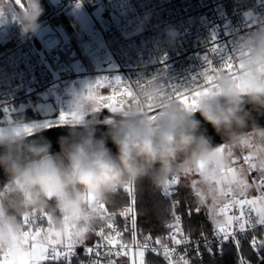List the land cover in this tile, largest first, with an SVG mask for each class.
I'll list each match as a JSON object with an SVG mask.
<instances>
[{
    "label": "built area",
    "instance_id": "1",
    "mask_svg": "<svg viewBox=\"0 0 264 264\" xmlns=\"http://www.w3.org/2000/svg\"><path fill=\"white\" fill-rule=\"evenodd\" d=\"M41 5V27L24 39L19 37L11 13L0 16V125L18 122L16 112L45 99L55 102L56 114H72L69 93L76 89L87 92L98 80L112 82L96 89L100 96L114 95L125 84L132 85L136 93L138 85L153 77L159 79L165 93L175 90L190 95L187 90H196L197 84L210 86L207 76L214 73L208 61L212 67H222L226 59H236L242 37L264 30V0H41ZM145 14L149 19L139 24ZM170 27L175 30L171 39L166 33ZM117 77L123 81L119 85L114 81ZM134 103L132 97H126L123 106L126 109ZM245 156L251 157L248 161L243 158L248 188L238 193L236 187L224 189L221 184L223 204L229 206L228 215L237 217L241 214L237 200L255 199L256 204L243 206V218L234 221L230 233L213 226L207 232L186 234L173 182L179 176H170L160 184L169 201L170 217L162 236L139 237L133 181L122 188L127 202L116 209L106 208L100 223L85 236H55L49 231L47 217L38 219L44 213L31 214L25 227L34 239L29 238L25 251H32L31 244L37 250L47 249L49 259L39 264H124L126 258L131 264H150V252L166 264H193L192 252L198 258L215 257L223 253L226 242L239 249L248 241L259 260L264 256V215L260 212L264 208V185L260 183L264 173L250 151ZM128 208L132 212L121 215ZM177 217L182 229L179 234L173 227ZM33 219L36 223H31ZM108 224L114 227L109 229ZM101 231L104 236L98 235ZM174 234L180 243L172 239ZM68 244L73 245L68 255L52 259L53 249L68 252ZM9 257L0 251V259ZM237 264L246 262L240 256Z\"/></svg>",
    "mask_w": 264,
    "mask_h": 264
},
{
    "label": "clouds",
    "instance_id": "2",
    "mask_svg": "<svg viewBox=\"0 0 264 264\" xmlns=\"http://www.w3.org/2000/svg\"><path fill=\"white\" fill-rule=\"evenodd\" d=\"M5 12L11 13L21 39L41 27V0H0V16ZM147 19L149 14L138 23ZM174 31L166 30L169 39ZM236 60L243 64L239 74H217L215 88L197 98L194 110L177 102L174 90L165 93L159 79L151 78L137 88L138 103L122 111L115 122L102 121L107 131L99 137L95 127L99 105L89 90L71 91L68 106L77 116L92 114V119L61 138L57 153L43 138L28 140L14 131L0 132V169L6 176L0 185V251L12 256L25 253L24 217L33 213L50 217L49 231L55 236L87 235L102 220L113 195L143 176L163 184L203 162L197 177L203 194H222L217 183L234 188L237 181L222 170L237 152L250 151L257 165L264 163V126L246 107L264 110V30L240 39ZM196 112L221 136L222 152L221 145H213L200 130ZM109 140L115 153L107 146Z\"/></svg>",
    "mask_w": 264,
    "mask_h": 264
},
{
    "label": "trees",
    "instance_id": "3",
    "mask_svg": "<svg viewBox=\"0 0 264 264\" xmlns=\"http://www.w3.org/2000/svg\"><path fill=\"white\" fill-rule=\"evenodd\" d=\"M32 108L25 111L26 119L41 117L33 113ZM245 151L237 152L233 158L243 160ZM136 182L135 207L137 212V228L139 237L144 238L149 234L162 236L166 231V222L169 220V201L165 197L160 187L151 176H143ZM175 196L178 200V211L182 214L183 230L186 234L196 235L209 231L214 224L207 215L206 209L200 206L198 197L190 182L179 175L178 182L175 183ZM128 200L126 192L120 189L113 195L112 203L107 206L109 209H116ZM193 264H237L240 256L246 264H255V250L250 248L249 242L245 241L241 248L237 249L231 242L224 244L223 253L219 256L198 258L196 253H191ZM150 264H166L167 262L160 256L148 253Z\"/></svg>",
    "mask_w": 264,
    "mask_h": 264
},
{
    "label": "snow or ice",
    "instance_id": "4",
    "mask_svg": "<svg viewBox=\"0 0 264 264\" xmlns=\"http://www.w3.org/2000/svg\"><path fill=\"white\" fill-rule=\"evenodd\" d=\"M17 3H20V0H17ZM209 64V68H211L212 73H214V75H209L207 76V84L210 86H204L201 83L196 85V90H187L188 92H190V95L182 93L181 91H175L174 90V94H175V99L179 101V103L187 106L190 110H194L197 104V98L200 97L203 94H206L207 92H209L210 90H212L213 88H215V79L217 74L223 72V73H228V74H232L234 76H237L239 74V72L243 69V64L239 63L236 59H232V58H228L226 59L223 63H222V67H212L211 61H208ZM115 83L117 85L121 84L123 81L117 77L115 80ZM112 82H106V81H97L94 85H90L89 86V97L94 100L98 105H101L103 108H108L113 112H122L125 110V107L123 106V102L124 99L126 97H132L135 103H138V98H136V93L133 91V86L130 84H125L124 87L122 89H118L114 95H109V96H100L98 94H96V89L97 88H103L105 86H107L108 84H111ZM143 85H138V87H142ZM115 101V103H113ZM120 105V106H117ZM151 110V109H150ZM71 117L74 119H79V116H77L75 113L71 114ZM66 116L64 113H61L60 116V121L64 122ZM23 132L25 133H30L31 132V128L27 125L23 126ZM224 145H221L218 149V151H223L224 150ZM244 159L246 161L251 160L250 156H245ZM203 167V162H200L197 166H196V170L199 171L201 168ZM232 174L233 179H236V170L234 168H227L226 170L223 169L222 170V174L227 176V174ZM173 182H178V178H176ZM238 183L242 184V181H239ZM260 183L262 185H264V179L260 180ZM237 204H239L241 206V214L239 217L235 216V215H227V212L229 210V206L228 205H224V208L221 209V214L226 215V220L223 224L218 225L217 230L221 233H230L229 229L232 227L234 221L242 219L243 218V206L244 205H255L256 204V200H245V199H239L236 201ZM102 208H104L103 205H101ZM104 212H107V209L104 208ZM132 212L131 208H128L125 212L121 213V215L127 216ZM260 212L262 215H264V208L260 209ZM47 217L49 223H50V217L47 216L46 213L43 214V216L38 217V219H43ZM177 223L176 225H174L173 227L175 228V232L176 234H179L182 232V229L180 227V221L179 218L177 217L176 219ZM262 222H264V220H261ZM30 223V219L29 216L26 215L24 217V224L28 225ZM31 223H36V219H33L31 221ZM132 224L133 227L135 226V220L134 217L132 219ZM107 227L109 229H112L114 227V225L112 224H108ZM39 229H37V234H39ZM98 235L100 236H104V232L101 231L98 233ZM25 236V243L26 245H29V238L32 237V233L30 231H26L24 233ZM34 239V237H32ZM107 239V238H106ZM172 239L175 241V243H180L181 240L176 238V235L174 234ZM108 242L110 244H115L116 241L114 240H108ZM50 243H52L53 245L58 244L59 241H51ZM67 248L69 249L68 252L65 253H60L55 251V249H53L54 255L52 257V259H58L61 255L66 256L68 255V253L72 250L73 245L68 244ZM31 252H25L23 255L21 256H12L9 253H5V256H12L13 259L9 260V259H0V264H39L40 261L49 259V257L46 255L47 249L41 248L39 250H37V246L35 244H31ZM89 251L91 252L92 249L89 248ZM142 255V253H141Z\"/></svg>",
    "mask_w": 264,
    "mask_h": 264
},
{
    "label": "water",
    "instance_id": "5",
    "mask_svg": "<svg viewBox=\"0 0 264 264\" xmlns=\"http://www.w3.org/2000/svg\"><path fill=\"white\" fill-rule=\"evenodd\" d=\"M247 109L251 113L252 119L255 120L261 126H264V110L257 112L252 105H246ZM102 116L104 120L110 118L111 122H114L120 118L121 113L113 112L107 108H101L96 113V118ZM61 114H54L46 117H39L29 120H22L14 122L12 124H3L0 125V132L4 131H14L15 135L23 134L28 140H39L40 138L45 139L51 145V152L57 153L60 151L61 138L67 137L71 129L80 130L83 121L91 120L92 114H86L79 119H74L71 117V114H65L66 118L64 122L60 121ZM196 119L201 121V131L205 135L211 138L213 145H219L223 143L221 136L214 130L211 124L203 120V117L200 116L199 112L195 113ZM22 125L21 129H15V125ZM27 125L31 128L30 133L23 132V126ZM96 135L99 137L102 133L107 131V126L102 123V121L96 122ZM113 153L117 151L116 146L109 140L107 145ZM245 155L243 156V158ZM235 161V158L231 159ZM6 180V176L3 173V170L0 169V185ZM255 264H264V256L259 259Z\"/></svg>",
    "mask_w": 264,
    "mask_h": 264
},
{
    "label": "rangeland",
    "instance_id": "6",
    "mask_svg": "<svg viewBox=\"0 0 264 264\" xmlns=\"http://www.w3.org/2000/svg\"><path fill=\"white\" fill-rule=\"evenodd\" d=\"M121 12H125L124 10H121ZM3 34H0V37H2ZM101 105H99L100 107ZM32 112L36 113L37 115H40L41 117L51 116L57 113L56 110V104L52 99H45L39 103H37L34 107H32ZM16 119L19 121L26 119V113L25 111H19L15 114ZM115 122V121H114ZM222 144V143H221ZM219 144V145H221ZM259 168L264 173V163H261L258 165ZM228 168H234L236 170V190L238 193H244L246 192L248 188V181H247V175L245 170V163L244 160L237 159L235 161L230 162V165ZM184 179L188 180L193 187L197 197L200 206H203L206 209L207 215L211 219L214 226L218 227V225L223 224L226 220V215L221 214V209L224 208V199H225V191L222 188V185L217 183L216 188L218 191L215 195H205L201 192L199 186H198V180L197 177L199 175V172L196 170V167L187 170L186 172L182 173ZM229 175L232 177V174L229 173ZM239 181H242L243 183H238ZM228 215V212H227ZM25 252H31L26 250ZM9 260L13 259L12 256L8 258ZM124 264H131L130 259L126 258L123 260Z\"/></svg>",
    "mask_w": 264,
    "mask_h": 264
},
{
    "label": "flooded vegetation",
    "instance_id": "7",
    "mask_svg": "<svg viewBox=\"0 0 264 264\" xmlns=\"http://www.w3.org/2000/svg\"><path fill=\"white\" fill-rule=\"evenodd\" d=\"M102 116H100V114H99V116L96 118V121H100V120H102Z\"/></svg>",
    "mask_w": 264,
    "mask_h": 264
}]
</instances>
